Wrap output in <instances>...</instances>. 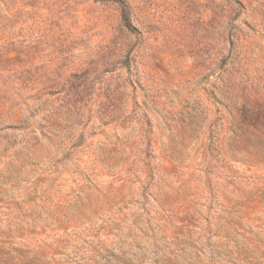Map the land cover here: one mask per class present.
<instances>
[{
    "label": "rangeland",
    "instance_id": "1",
    "mask_svg": "<svg viewBox=\"0 0 264 264\" xmlns=\"http://www.w3.org/2000/svg\"><path fill=\"white\" fill-rule=\"evenodd\" d=\"M0 264H264V0H0Z\"/></svg>",
    "mask_w": 264,
    "mask_h": 264
}]
</instances>
